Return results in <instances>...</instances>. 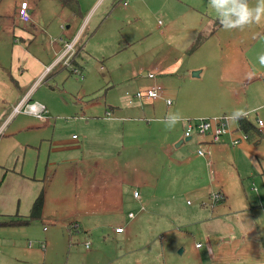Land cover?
<instances>
[{"label":"crops","instance_id":"crops-1","mask_svg":"<svg viewBox=\"0 0 264 264\" xmlns=\"http://www.w3.org/2000/svg\"><path fill=\"white\" fill-rule=\"evenodd\" d=\"M14 1L11 7L0 0L2 12L7 11L8 17L0 18V158L25 156L28 146L37 143L39 148L43 146L47 149V155L42 172L38 169V163L33 167L23 160L16 167L11 162L0 160V262L54 264L46 262L49 254L45 253V239L24 244L19 238H9V242L4 231H25L22 228L27 224L10 225L5 222L26 217L42 189L40 217L57 218L55 215L62 210L63 202L49 206L40 180L48 175L49 167L59 162L56 160L58 155L61 162H71V168L77 172L79 170L78 180L83 182L79 197L74 198L71 215H119L120 210L131 203V198L135 211L127 210L129 219L135 218L137 210L146 211L144 202H148V213H152L149 216H156L165 228L179 230L176 226H192L195 233L202 236L203 242L198 241L201 243L199 245L194 242L195 247L183 260L168 263L163 260L160 264H264V218L258 208H264V65L259 62V55L264 53V24L259 26L255 36L250 28L241 33L237 30L227 31L220 22L206 31L209 21L206 22L203 16L197 19L196 13L200 11L196 5L199 0L192 2L196 5L188 3L185 7L188 19L178 22L172 18L161 28L162 32L166 29L170 34L174 33L172 40L175 43L178 41L177 45L171 43L168 47L173 59H161L167 56L164 52L167 49L158 47L155 60L146 66L138 63L130 70V75L140 76L133 78L131 84L141 79L147 80L137 83L140 88L136 90L159 84L163 89L161 96L147 99L135 96L134 91L125 90L127 99L121 96L108 98V103L104 99L94 111L89 110L91 115H84L86 107L80 105L82 115L77 119L89 125L91 123L87 117H93L95 134L101 141L95 146L92 143L86 149L85 140L74 133L70 139L55 135V126L47 131L53 120L41 100L29 101L43 104L44 114L41 117L22 110L23 116L15 118L14 115L19 112L12 114V106L24 101L29 94L33 97L39 84L59 88L57 80L63 83L72 72H79L77 57L82 53L83 42L88 36H84L87 33L84 23L91 11L105 0H76L75 5H67L60 0L57 19L63 34L61 37L53 36L52 45L48 44V52L44 50L40 38L42 36L44 39L45 30L54 23V19L48 20L47 2L43 4L38 0L34 8L30 7V1L25 0L32 20L21 23L15 12L22 0ZM88 1L89 7L84 13L80 12L81 6ZM121 1L124 7L128 5V0ZM44 7L45 12L42 11ZM51 14L54 15L55 11ZM7 34L11 35V39ZM199 35L205 37L190 50ZM79 39L81 42L78 43ZM71 40H75V53L69 57H72V62L55 61L63 45ZM149 71L154 76H149ZM175 80L176 84L173 82ZM183 84H187L188 89ZM166 99H170V102L167 103ZM238 108L248 110L249 116L246 118L261 133L257 139L249 138L232 144L231 140L242 132L238 128V121L227 127L220 141H213L209 134L183 135L186 118L228 117ZM176 110L185 119L174 129L167 130L157 122ZM258 118L262 124L257 122ZM34 121L39 122L37 126L32 124ZM38 126L43 127L38 134L27 133ZM84 137L91 139L88 135ZM198 149L204 150V153L200 154ZM5 163L9 166H4ZM258 177L262 183L257 196L248 192V187ZM84 183L87 185L85 189ZM129 189H132L131 195H128ZM135 190L138 194L134 196ZM255 190L256 186L252 191ZM184 195L192 199L178 198ZM64 198L65 195L60 199ZM51 201L56 203L57 197ZM71 221L73 231L79 228L88 235L89 224L83 226L76 223V218ZM111 222L115 223L109 229L112 236L127 247L131 236L130 229L125 227L127 221ZM121 226V232L114 230ZM67 230L70 231V228ZM33 245L42 251L41 255ZM71 247L68 257L73 260ZM84 247L88 250V241H84ZM66 263L64 259L60 261V264Z\"/></svg>","mask_w":264,"mask_h":264},{"label":"rangeland","instance_id":"rangeland-1","mask_svg":"<svg viewBox=\"0 0 264 264\" xmlns=\"http://www.w3.org/2000/svg\"><path fill=\"white\" fill-rule=\"evenodd\" d=\"M1 1L4 4L7 2V6L11 7H13V3H15L14 0ZM28 1H30V7L33 6L36 8L35 3H37L38 0ZM40 1L43 4L47 2L49 11L48 20L54 19L51 28L45 30L44 39L39 35L42 45L45 47L44 50L48 52V50H50L48 44L52 45V41L54 40L53 36L61 37L63 34L60 27L61 25L57 19L59 17L57 13L60 0ZM192 2L196 1L128 0V5L124 7L121 0L101 1V5L99 3V5L91 11V15L88 16V19H86L84 23V29L87 30L84 36H88H86V40L83 42L84 48L82 53L77 57V61L80 64L77 66L79 72H72L63 83L57 80L59 88H51L45 83L39 84L35 92L36 94L33 97L29 94V96L21 102L20 107L24 105L26 100H41L47 108L46 111H49L48 116L53 120L51 122L52 124L48 127V132L55 126V135L72 139L71 135L74 133L79 139L82 138L85 140L87 145L86 149L90 147L92 143L95 146L97 143L101 142L98 140L99 138L97 139L95 134L96 126H93L95 122L93 117H87L91 124L84 125V123H82L83 121L77 119L79 115H82V112L79 110L81 107L79 106L84 105L83 107H86V113H84V115H91L89 110L94 111L95 108L103 103L104 99L107 100V103L109 102L108 98L117 99L121 96L127 99L125 90L136 92V88H140L137 83L147 81L146 79H141L140 81H134L136 84H131L130 82L133 83V78H140L139 75V77L130 75L131 67L134 65L136 66L138 63H142L146 66L151 60H155L157 54L156 49L158 47L167 49L164 51L167 56H163L161 59H173V53L168 51V47L171 43H175V41L172 40L174 39V33L170 34L166 29L162 32L161 28L166 26L172 18L177 19L178 22L183 21L184 18L188 19V13L185 7L188 3L190 5H196ZM249 2L255 4V0H249ZM89 5V1L84 3L79 9L80 12L84 13ZM40 7H42V5H40ZM196 8L200 11V13H196L197 19L199 20V18L203 16L202 18L206 19V22L209 21L206 31L219 22L215 13L209 8L208 0H199ZM53 10L55 11L54 15L51 14ZM2 11V7H0V18L7 19V11L6 13ZM42 11L45 12V7L42 8ZM187 23L188 21H186L185 24ZM259 26L260 25H252L247 28H250L252 35L255 36L259 32ZM240 31L241 30H237V32ZM8 35L9 34L6 36ZM8 37L11 39V35ZM192 40L190 41L191 43ZM79 42H81V39H79L78 43ZM177 43H175V45H177ZM71 59L72 57L69 58L68 64ZM75 69L73 70L76 71ZM179 81L180 78H178V82ZM173 82L176 84L177 80ZM43 85H46L44 89L45 93L42 92ZM183 85L185 89H188L187 84ZM22 113L23 111H20L15 114V118L23 116ZM43 114L44 110L41 116H43ZM73 116L75 119H72ZM38 123L37 121L32 122L34 126H37ZM231 125H234V121H229L227 127ZM41 128L39 126L34 127L32 130L35 131L31 130L27 133H30V135L38 134ZM86 135L91 139L85 138L84 136ZM241 135L237 137L240 138ZM29 140L34 141L36 139L32 138ZM46 151L47 149L45 147L43 148V146L39 148L37 143L36 145L28 146L25 156L20 155L19 158L15 155L12 158L3 156L0 160H2V162H11V165L13 163L16 167H19L21 162H24L23 160H25L26 164L34 165L38 163V169L42 172L44 160L47 155ZM76 153L79 154L80 152L77 151ZM60 157L61 156L57 155L56 160L59 162L47 169L48 175L40 180V184L43 185L44 191H46L45 201L47 198L50 202L49 206L52 207L61 201L63 202L60 208L62 210H60L58 215H55L57 217L56 219H54V217L48 219L44 215L42 218L32 219L28 222L27 227L22 228L25 231L16 232L13 231L14 229L4 231L6 233L5 238L9 242L11 241L9 238H19L24 244L28 243V241L35 243L37 240L45 239V253L49 254V256H46V262H54V264H60L62 259L67 262L66 264H106L108 261L110 264H160V262L163 263V260L167 263L168 261L177 262V260H183L184 257L190 254V251L195 247L194 242H203L202 236L196 234L192 226H176L179 230L176 228H165L164 224L156 219V216H149L152 213H148V209L150 208L148 202H144L146 211L137 210L135 218L129 219L126 214L127 210L135 211L133 205L134 200L130 197L131 203L125 205V207L120 210L119 215L110 214V216L106 215L105 217L97 215H90L87 217L86 215L80 216L77 213L71 215L70 211L71 207L74 205V198L79 197V193L82 189L81 183L83 182L78 180L80 177L79 170L77 172L76 169H72L71 162H61L59 159ZM25 163L24 166L26 165ZM4 166H9V164L5 163ZM33 167H35V165ZM261 183L262 179L259 177L253 179V182L249 184L248 192L250 191L252 194L257 195L261 189ZM252 186L253 188L256 186L257 190L252 191ZM83 187L85 189L87 185L85 184ZM74 193H77V195ZM131 193L132 189H129L128 195H131ZM63 195H65V198L61 200L60 198ZM53 197H57L56 203L51 201ZM187 197L192 199L189 195L178 198L180 200H186ZM262 207L259 206L258 208L262 211V216L264 218V208ZM64 213H66V215ZM75 218L78 221H76V223H80L83 226L89 224L90 232L88 235H85L84 231H80L79 228L77 231L71 229L72 227L70 226L74 225L71 220ZM114 220H118L122 223L127 221V224H124H126L125 227L127 229H130L131 233L129 243L126 244L127 247L122 245V243L120 244L118 238L112 236L109 230L111 225L115 224L111 222ZM108 222H110L109 225H107ZM68 227L72 232L67 230ZM105 228H107V230ZM19 232L21 233L19 234ZM84 241L89 242L90 247H88V250L84 247ZM69 245L73 248V260L71 257H68ZM33 247L38 249L35 245H33ZM125 248H127V250ZM203 248L204 247H202V249ZM38 251L40 253L38 255H41L42 251L39 249ZM82 252H84V255H81ZM191 260H193V258ZM2 263L3 262H0V264Z\"/></svg>","mask_w":264,"mask_h":264},{"label":"built area","instance_id":"built-area-1","mask_svg":"<svg viewBox=\"0 0 264 264\" xmlns=\"http://www.w3.org/2000/svg\"><path fill=\"white\" fill-rule=\"evenodd\" d=\"M15 16H17V20L19 22H25L28 23L32 20V16L29 12V8L27 5V1L22 0L19 4L18 8L16 9ZM74 44L75 40H71L67 43H65L63 46V49L61 50L60 54H57L55 61H64L65 63H68L69 57L74 52ZM50 68V66L48 67ZM147 74L149 76H154L152 71H149ZM162 87L159 84H153L145 89H139L135 92V96L137 97H145V98H157L160 97L162 94ZM22 102V101H21ZM21 102L15 104L12 106V114H15L20 111H28L30 113L35 114L36 116L40 117L42 111L44 110L42 103H36V102H29L26 100L24 102V105L20 107ZM166 102L169 103L170 99H166ZM227 116H210V117H195V119H185V127L183 129V135L189 137L192 136V134L197 133L201 135L209 134L211 139L213 141H220L223 133L227 130ZM257 122L259 124H262V120L260 118L257 119ZM241 137H234L231 142L232 144H239L242 142V140L248 138V134L245 132H241ZM198 152L200 154L204 153V150L198 149ZM137 190L134 191L133 195H137ZM129 214L132 216L133 214L129 212ZM116 232H121L123 230V227H115ZM200 243H198L199 245ZM197 245V246H198ZM86 246L87 243H86Z\"/></svg>","mask_w":264,"mask_h":264},{"label":"clouds","instance_id":"clouds-1","mask_svg":"<svg viewBox=\"0 0 264 264\" xmlns=\"http://www.w3.org/2000/svg\"><path fill=\"white\" fill-rule=\"evenodd\" d=\"M209 8L215 13L221 26L227 30H244L252 25L264 24V0H208ZM259 62L264 65V53L259 55ZM249 116L246 109H235L229 113V121H238ZM184 116L179 110L172 111L157 122L167 130H172L177 124L184 122Z\"/></svg>","mask_w":264,"mask_h":264},{"label":"trees","instance_id":"trees-1","mask_svg":"<svg viewBox=\"0 0 264 264\" xmlns=\"http://www.w3.org/2000/svg\"><path fill=\"white\" fill-rule=\"evenodd\" d=\"M65 4L68 5L71 3H76V0H64ZM205 37V35L202 36H198L196 38V40L194 41L193 45L190 47V50H192L194 47H196L201 40H203V38ZM82 46V45H79ZM238 128L240 130H242L243 132L248 134V138H252V139H257V137L259 135H261V133H259L258 129H256L252 122L250 120H248V118H244V119H240L238 120ZM43 198V189L39 192V194L35 197V199L33 200V204L31 205L30 211L28 213V215L24 218H12V220L5 222L6 224H28V222H30L32 219L34 218H40V212L42 209V201Z\"/></svg>","mask_w":264,"mask_h":264}]
</instances>
